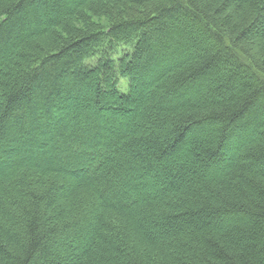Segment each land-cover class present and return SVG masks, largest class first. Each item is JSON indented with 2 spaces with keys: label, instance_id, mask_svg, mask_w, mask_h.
Instances as JSON below:
<instances>
[{
  "label": "trees",
  "instance_id": "trees-1",
  "mask_svg": "<svg viewBox=\"0 0 264 264\" xmlns=\"http://www.w3.org/2000/svg\"><path fill=\"white\" fill-rule=\"evenodd\" d=\"M0 264H264V0H0Z\"/></svg>",
  "mask_w": 264,
  "mask_h": 264
},
{
  "label": "rangeland",
  "instance_id": "rangeland-1",
  "mask_svg": "<svg viewBox=\"0 0 264 264\" xmlns=\"http://www.w3.org/2000/svg\"><path fill=\"white\" fill-rule=\"evenodd\" d=\"M118 89L123 94L128 93V91H129L128 80L126 78H120L119 79ZM124 121H128L127 118H125Z\"/></svg>",
  "mask_w": 264,
  "mask_h": 264
}]
</instances>
